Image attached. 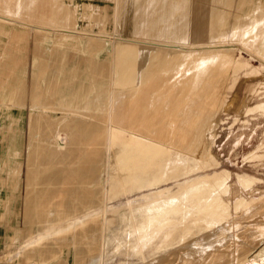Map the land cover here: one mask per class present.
Wrapping results in <instances>:
<instances>
[{"label":"rangeland","instance_id":"obj_1","mask_svg":"<svg viewBox=\"0 0 264 264\" xmlns=\"http://www.w3.org/2000/svg\"><path fill=\"white\" fill-rule=\"evenodd\" d=\"M0 264H264V0H0Z\"/></svg>","mask_w":264,"mask_h":264}]
</instances>
